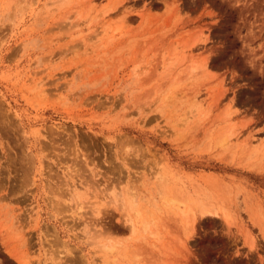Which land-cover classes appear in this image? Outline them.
<instances>
[{
    "label": "rangeland",
    "instance_id": "1",
    "mask_svg": "<svg viewBox=\"0 0 264 264\" xmlns=\"http://www.w3.org/2000/svg\"><path fill=\"white\" fill-rule=\"evenodd\" d=\"M0 264H264V0H0Z\"/></svg>",
    "mask_w": 264,
    "mask_h": 264
}]
</instances>
